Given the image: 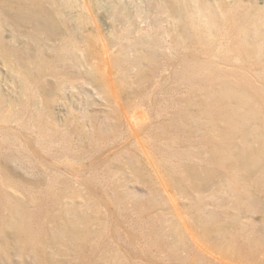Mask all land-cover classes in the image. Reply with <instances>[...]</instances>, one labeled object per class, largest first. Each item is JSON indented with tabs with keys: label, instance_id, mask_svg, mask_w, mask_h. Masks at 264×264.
Segmentation results:
<instances>
[{
	"label": "bare ground",
	"instance_id": "1",
	"mask_svg": "<svg viewBox=\"0 0 264 264\" xmlns=\"http://www.w3.org/2000/svg\"><path fill=\"white\" fill-rule=\"evenodd\" d=\"M73 1L0 0V60L14 94L4 101L0 91L2 162L19 159L2 149L17 147L18 155H24L18 133H27L45 155L68 169L66 185L110 183V198L123 205L121 211L148 216L145 223L140 215V221L138 216L130 221L129 227L139 231L131 235V246L140 241L145 250L154 246L149 252L162 261L182 259L178 253L187 250L210 264H229L232 257L262 263L258 256L264 252V236L228 231L238 213L259 207L253 190L264 192V0H136L128 12L121 0H110L114 27L105 43L98 29L79 38L74 34L70 21L78 26L90 17L85 0L77 15H64V9L75 7ZM6 26L12 28L10 43L21 41L24 47L4 43ZM86 87L105 107L100 116H86L87 131L84 123L76 125L81 117L74 106L88 105L92 96ZM180 91L189 96L175 98ZM196 95L202 97L198 102ZM53 103L65 107L63 120L54 118ZM11 124L19 132L4 127ZM182 132L187 135L178 137ZM107 141L117 150L103 160L90 159ZM182 141L186 148L179 145ZM109 158L121 164L110 163V175ZM2 165L0 161V258L31 255L36 264L83 259L80 239L90 235L81 230L87 228L86 216L78 214L74 203L64 202L57 215L40 206L60 196L57 171L47 174V185L36 198L38 193L10 180ZM82 172H89L90 180ZM125 181L146 186L145 199L117 192ZM6 189L26 192L37 213L27 212ZM178 197L199 235L183 218ZM217 199L218 208L231 209L230 217L223 209L204 212ZM42 216L54 223L47 231ZM166 229L169 234L160 233ZM169 236L174 240L165 243Z\"/></svg>",
	"mask_w": 264,
	"mask_h": 264
},
{
	"label": "rangeland",
	"instance_id": "2",
	"mask_svg": "<svg viewBox=\"0 0 264 264\" xmlns=\"http://www.w3.org/2000/svg\"><path fill=\"white\" fill-rule=\"evenodd\" d=\"M82 0H75L71 4V6L66 9H64V15L68 16H75L78 14V6L81 3ZM85 4L88 6L89 12L88 15L90 17V20L87 23H84L83 25H78L76 26L73 21H70V26H72V30L74 34L79 38L80 36L83 35H93V33L96 32V29L99 30L100 35H101V40L105 43L107 42V39L111 32L113 31V19L111 17V10H112V3L110 0H85ZM131 1H136V0H121V7L124 8L125 12H128L130 6H131ZM258 2V4H262L263 0H255ZM138 2V0L136 1ZM47 8L50 9L48 5H46ZM76 9V10H75ZM85 12L80 11V15L84 16ZM11 30L12 28H9L8 26L5 27V31L3 33L4 37V43L7 45H13L15 48H22L24 47L23 42L19 41L20 44H17L16 42L14 43L13 41L10 43V35H11ZM25 32H29L30 29L26 28L24 29ZM9 32V33H8ZM110 54H114L116 52V49L110 46L109 50ZM108 53V55H110ZM249 63L248 65H253V61L247 62ZM10 78V75L8 74L7 69L5 66H3V63L0 60V91L1 95L4 96L3 99L4 101L6 100L5 98L8 97L10 100L14 99V94L12 95L11 91L9 90L10 86L9 83L7 82V79ZM87 92L91 94V98L88 101V105H83V108L81 105H78L76 102H74V106L78 109L77 114L80 115L81 119L78 120V124L76 125H83L85 126L89 124V118L88 117L94 115L100 116L101 113L104 111L105 107L102 101H100L99 97L95 94V91L91 87H86ZM118 91L117 87L115 88V91ZM75 93V92H74ZM73 93V94H74ZM12 96V97H11ZM189 95H185L184 91H180L175 98L178 99H184L187 98ZM7 98V100H8ZM76 99L80 100L78 96H75ZM202 99L201 96L196 95L195 98L193 99L195 102H198ZM6 100V101H7ZM6 105V104H5ZM182 107V106H181ZM51 112L56 118V120H63L64 115L66 114V109L63 105L60 103H53L51 105ZM194 113L197 114L198 119L203 120V116L199 115L197 110L194 108L192 110ZM145 115V114H144ZM82 117L84 120H82ZM142 119H146V116L140 115ZM263 116H260L262 118ZM140 118V119H141ZM166 120V118H165ZM263 118L261 119V121ZM147 122V120H145ZM198 122L197 124H200ZM84 123V124H82ZM194 123V122H192ZM202 123V122H201ZM73 123L72 125H74ZM71 125V126H72ZM196 125V124H195ZM13 129L15 132L17 129L14 127L13 124L11 125H4V127H9ZM85 130H88V127H85ZM178 137H183L186 134V132L178 133ZM19 138L25 144L24 146H21V150H23L24 155L20 156L18 155V150L19 148L13 147L10 148V150L2 149L1 152L4 154H12L16 157H19L17 162H9L4 164L2 162L3 160L0 159L1 163H3V169L7 173L8 177L10 176V180L16 184H19V186H22L24 189L38 193L36 195L40 196L41 192L44 191L46 185H47V174L50 173V171L56 170V175L59 177V182H57L59 185H56L57 193L60 195L57 198L58 200L54 202H49L48 204L46 202H40L41 208H47L53 213V215L59 214V211H61L62 206L65 205L66 203H74L75 206H77L78 209V214L81 216H86L84 217L87 221V228H81V230L86 233H89L90 235L88 238L85 240L80 239V249H81V256H83V259L81 257V260L78 261L77 259L72 261L73 264H110V260H115L114 264H147L146 262L143 261L145 258L147 261H149L148 264H210L205 262L203 259L198 258L199 256L196 254H188L187 250L183 252H179L178 254L182 256V259L179 260H174L170 259L168 261H162L161 259L159 260V255L153 256L149 250L152 251L155 250L154 246L151 248H148L145 250L146 245L143 244L140 241V244H135L131 246L130 244V237L131 235L138 234V228L137 227H129L131 225V222L133 219L136 221H140L143 219L144 223L148 219V216L145 215H136L132 213L129 214V211L126 209L125 211H121L123 208V205H119L116 202H113L110 198V193H112L113 189L110 188V183L105 186H92L88 185L87 183H73V185L69 184L66 185L65 183L67 180H69L70 173H68V169H66L64 166H61L58 162L52 160L50 157L45 155L33 142L32 137L28 135L27 133L24 132H19L18 133ZM176 135V134H175ZM185 140V139H184ZM180 141V140H179ZM182 146H185V148L188 146V143H183L179 144ZM26 147V148H25ZM118 146H115V144H110V141H107L105 144L102 143L100 150L93 155L92 158L90 159H99L103 160L107 157H110V154L115 152L117 150ZM14 149V150H13ZM18 149V150H17ZM5 150V151H4ZM26 150V151H25ZM30 152V153H27ZM30 154V155H29ZM115 158L108 160L107 166H106V171L109 172L110 175V163L111 165L114 166H120L121 164H117L118 160H115ZM84 178H87V181L90 180L91 174L89 172L85 173L82 172ZM88 176V177H87ZM67 188V189H66ZM72 190H77L78 194H76L74 197L71 194ZM6 191L14 195L15 197L19 198L22 203L24 204L27 212L29 213H37L35 212L37 210V206H35V203H32L29 201V197L26 194V192H20L13 194L12 190L6 189ZM115 192V191H114ZM117 192L122 193V192H129L131 195H134L135 198L142 199V201L145 199V194L147 193V188L146 186L140 184V183H130L128 181L124 182V187L120 188L117 190ZM64 193V194H63ZM254 193V201L256 204H259V207L256 208V210L252 213L244 212V213H238L239 219L236 222L231 223L230 228H229V233H237L238 235L241 234L240 231L242 232H248L252 233L257 236L263 237L264 236V192L260 191V189L253 190ZM81 194V195H79ZM66 195V196H65ZM80 198H78V196ZM42 196V195H41ZM69 196V197H68ZM113 196V193L111 194V197ZM68 197V198H67ZM132 197V196H131ZM35 198V197H34ZM42 199V197H39ZM44 198V197H43ZM72 198V199H71ZM44 200V199H43ZM178 208L180 211L183 212V218H185L187 225H189V228L192 229L193 234L199 235V232L197 229L194 227V221L192 218V214L186 213V209L184 208V201L178 197ZM183 201V202H182ZM218 201V202H217ZM217 201L214 202H209L208 204L205 205L206 208L204 209V212H212V211H220L223 212V210H226L225 215L230 217L231 209H220L218 208V204L220 200L217 199ZM65 202V204H64ZM42 203V204H41ZM46 204V205H45ZM34 205V206H33ZM61 205V206H60ZM129 205V206H128ZM127 205V207H130V203ZM262 207H261V206ZM167 206L164 208L166 209ZM263 210H262V209ZM129 209V208H128ZM220 209V210H219ZM120 211V212H119ZM128 211V212H127ZM219 212V213H220ZM204 213V214H206ZM147 214V213H145ZM236 214V213H235ZM42 215V213H40ZM237 215V216H238ZM144 216V218H143ZM43 217V216H42ZM138 218L140 220H138ZM146 218V219H145ZM40 220L41 224L44 225V229L47 231L50 228L54 226V223L52 221H48V219H45L44 217L41 218ZM132 220V221H131ZM131 221V222H130ZM155 219L153 220V222ZM45 222V223H44ZM49 222V223H48ZM229 224V223H228ZM213 226H215V223H212ZM192 226V227H191ZM47 227V228H46ZM145 227V225H144ZM253 230V231H252ZM88 231V232H87ZM167 231V232H165ZM163 232H160L161 234H167L168 232L170 233L169 229H166ZM198 232V233H197ZM242 232V233H243ZM158 233V234H160ZM168 233V234H169ZM129 235V236H128ZM183 236V235H182ZM174 238L169 236L167 239L164 240L165 243L173 241ZM125 242V243H123ZM238 241H236L237 243ZM127 243V244H126ZM184 243L185 246L188 247V249H191V242L184 236ZM235 243V244H236ZM127 248H124L126 247ZM189 252V251H188ZM119 253V254H118ZM150 253L151 255H149ZM118 254V255H117ZM168 255L172 254L170 251L167 253ZM115 255V256H114ZM125 257L123 258V256ZM118 256V257H116ZM121 256V257H120ZM149 257V258H148ZM11 258V259H10ZM9 259H3L0 258V264H17L20 261L25 262V264H36L33 257L27 256L24 259H20L18 257H11ZM70 258V257H69ZM128 258V259H125ZM186 258V259H185ZM198 260H197V259ZM260 258V261L264 264V252L261 253L260 256H258V259ZM20 259V260H19ZM200 259V260H199ZM159 260V261H158ZM78 261V262H77ZM152 261L154 263H152ZM200 261V262H199ZM229 264H246L247 261L244 260H237L235 258H228L227 259ZM144 262V263H143ZM259 263V262H258ZM256 263V264H258Z\"/></svg>",
	"mask_w": 264,
	"mask_h": 264
}]
</instances>
